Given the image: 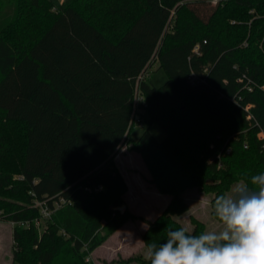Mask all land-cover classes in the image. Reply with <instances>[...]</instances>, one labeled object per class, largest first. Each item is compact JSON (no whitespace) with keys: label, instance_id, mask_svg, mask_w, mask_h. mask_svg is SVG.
<instances>
[{"label":"trees","instance_id":"16d2710c","mask_svg":"<svg viewBox=\"0 0 264 264\" xmlns=\"http://www.w3.org/2000/svg\"><path fill=\"white\" fill-rule=\"evenodd\" d=\"M153 58L160 86L143 74ZM136 91L162 140L131 138ZM124 140L169 196L146 249L185 228L186 189L211 194L214 215L218 195L264 172V0H0V219L14 223V262L93 264L137 218L112 161ZM36 202L52 209L40 226Z\"/></svg>","mask_w":264,"mask_h":264},{"label":"rangeland","instance_id":"374dc122","mask_svg":"<svg viewBox=\"0 0 264 264\" xmlns=\"http://www.w3.org/2000/svg\"><path fill=\"white\" fill-rule=\"evenodd\" d=\"M257 44L261 45L260 41H257ZM143 74H147L155 86H160L167 78L164 69L158 66L154 58ZM135 95L138 97V94L135 93ZM136 118L140 120L136 121ZM147 128L156 140L160 141L165 137V131L159 123H149V116L142 102L138 101L135 114L133 112L131 119V138L138 139ZM112 161L125 183V190L122 192L125 204L137 218L127 220L128 222L124 227L114 230L86 259L93 264H135L137 256H146V247L142 238V233L147 227L146 221L155 219L168 203L169 196L160 193L158 190V196L151 192L152 190L149 188L152 189L155 186L150 182L151 175L139 153L128 149L127 140H124L112 154ZM238 183L244 182L237 181L230 189ZM145 186L148 189H145ZM183 197L187 210L175 215V218L185 228L188 230L193 228L191 217H195L204 223L205 231L222 229V224L211 213V194L191 187L185 190ZM13 225L14 223L10 220L0 219V264H17L10 257V252L13 249V243L10 242V230H12Z\"/></svg>","mask_w":264,"mask_h":264},{"label":"clouds","instance_id":"9594fccd","mask_svg":"<svg viewBox=\"0 0 264 264\" xmlns=\"http://www.w3.org/2000/svg\"><path fill=\"white\" fill-rule=\"evenodd\" d=\"M212 208L221 230L169 229L147 246L149 264H264V172L218 195Z\"/></svg>","mask_w":264,"mask_h":264},{"label":"built area","instance_id":"2783aa9c","mask_svg":"<svg viewBox=\"0 0 264 264\" xmlns=\"http://www.w3.org/2000/svg\"><path fill=\"white\" fill-rule=\"evenodd\" d=\"M210 1H211L212 3H215V2H217L218 0H210ZM194 49L197 51V50H198V46L196 45V46L194 47ZM142 76H143V74L140 75L139 77H142ZM190 79H191L192 81H194V80H195V77L191 76ZM136 94H138L137 91H136ZM138 101H141V97H140L139 94H138V97H136V95H135V97H134V108H133V112H134V114H135V110H136V107H137V103H138ZM139 120H140L139 118H136V121H139ZM100 187H101L100 185H97L94 189H95V190H98V189H100ZM86 189H87V190H91L90 187H86ZM62 202H63V201H62ZM36 204H38V205L40 206V211H41V213H42V216H41V218L36 219L35 223H36L37 226H40L41 223H42V218L49 217L50 213L52 212V209H49V208H48L46 205H44L42 202H36ZM60 205H61L60 203H56L55 208H58Z\"/></svg>","mask_w":264,"mask_h":264},{"label":"crops","instance_id":"0c3cea01","mask_svg":"<svg viewBox=\"0 0 264 264\" xmlns=\"http://www.w3.org/2000/svg\"><path fill=\"white\" fill-rule=\"evenodd\" d=\"M130 155V154H129ZM130 157H131V155H130ZM120 159H121V157H119ZM143 186V185H142ZM145 189H148V187L146 188V186L144 187ZM143 188V189H144ZM150 190H152L151 192L155 195V196H158L157 194H158V191H157V188L154 186L152 189L151 188H149ZM127 222L128 221H126L122 226H120L118 229H120V228H122V227H124L126 224H127ZM117 229V230H118ZM10 242H12L13 243V238H12V230H10ZM9 242V243H10ZM95 251V250H94ZM10 252V251H9ZM10 257H11V259L13 260V256H12V250H11V252H10Z\"/></svg>","mask_w":264,"mask_h":264},{"label":"water","instance_id":"95a60500","mask_svg":"<svg viewBox=\"0 0 264 264\" xmlns=\"http://www.w3.org/2000/svg\"><path fill=\"white\" fill-rule=\"evenodd\" d=\"M124 208H125V206L122 207V209H124Z\"/></svg>","mask_w":264,"mask_h":264}]
</instances>
